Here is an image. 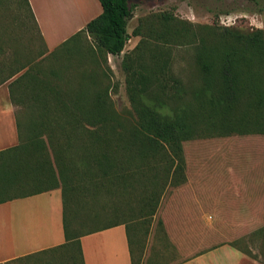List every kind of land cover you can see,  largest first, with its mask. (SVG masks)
I'll return each mask as SVG.
<instances>
[{
    "label": "trees",
    "instance_id": "trees-1",
    "mask_svg": "<svg viewBox=\"0 0 264 264\" xmlns=\"http://www.w3.org/2000/svg\"><path fill=\"white\" fill-rule=\"evenodd\" d=\"M98 1L102 13L63 46L86 34L105 58L121 56L138 0ZM24 2L31 12L28 0ZM142 20L143 38L122 63L134 116L119 113L107 90L87 89L89 81L96 84L95 74L83 77L79 91L60 90L28 66L0 80L1 85L24 71L9 87L11 100L24 105L28 116L17 125L19 144L0 153V194L7 196L0 201L60 189L65 246L76 247L80 257V238L115 225L95 227L100 222L94 209L102 195L120 202L136 196L139 216L154 218L166 190L187 182L186 142L264 135L260 33L214 44L195 33L200 81L185 87L171 70L169 46L188 40V32L170 14L160 15L157 26L143 27ZM29 186L34 190L27 192ZM13 189L23 193L11 196ZM127 228L132 244L136 227ZM255 234L264 246V228ZM239 250L253 256L249 249ZM260 253L264 263V249ZM133 264H140L139 258L133 257Z\"/></svg>",
    "mask_w": 264,
    "mask_h": 264
},
{
    "label": "rangeland",
    "instance_id": "rangeland-1",
    "mask_svg": "<svg viewBox=\"0 0 264 264\" xmlns=\"http://www.w3.org/2000/svg\"><path fill=\"white\" fill-rule=\"evenodd\" d=\"M92 1L93 5L100 6L98 0ZM52 2L51 11H55ZM61 3L62 11L55 13L50 26L56 21L59 25L63 24L58 19L68 21L70 29L65 30L64 35L78 24L81 16L85 19L91 15L77 16L78 0H61ZM88 11L91 12V9ZM162 14L173 15L177 26L188 32V40L169 46L171 70L185 87L198 85L200 81L196 63L197 40H193L195 33L212 39L213 44L224 43L225 40L232 43L234 38L253 37L258 33L264 41V0H259L258 4L247 0H138L133 19L127 27L130 40L121 56L109 55L105 58L99 53L94 40L86 34H79L49 53L24 0H0V80L28 66L35 72L40 71V77L49 79L60 90L79 91L84 87L83 77L89 79L95 74L96 84L89 81L87 89L107 90L119 113L134 116L123 59L143 38L140 20L143 19V27L152 23L157 26L156 19ZM23 72L8 82L17 79ZM22 117L24 121L28 118L27 114ZM184 150L187 163L185 184L188 185L169 187L154 218L143 220L139 216L140 206L136 196H128L120 202L116 197L102 195L100 205L94 209L100 222L95 227L127 222L142 234L136 238L131 232L134 254L140 251V245L149 235L151 242H157L163 249V262L171 260L175 264L178 263L175 259L180 248L186 249L188 244V232L175 228L179 223L183 227L188 223V216L179 214L178 207L193 210L195 206L199 209V205H204L208 208L205 209V222L214 227L211 229V245L231 246L229 244L233 243L236 248L231 247L234 249H249L253 254V257L246 254L250 258L244 264H254L252 260L255 258L263 263V255H260L264 249L263 238L255 233L264 228V135L199 138L186 142ZM28 189L27 192L34 190L30 186ZM19 193L23 192L13 189L10 195ZM4 197L7 196L0 194V199ZM201 197L205 201L196 205L193 201ZM131 208L135 209L132 216L129 214ZM5 264H81V261L78 249L69 246L62 251H50Z\"/></svg>",
    "mask_w": 264,
    "mask_h": 264
},
{
    "label": "crops",
    "instance_id": "crops-1",
    "mask_svg": "<svg viewBox=\"0 0 264 264\" xmlns=\"http://www.w3.org/2000/svg\"><path fill=\"white\" fill-rule=\"evenodd\" d=\"M28 2L49 53L59 49L67 40L82 31L92 19L102 13L100 2V6L97 4L86 6L83 0H79L80 7H77V16L78 14L87 16L91 14L92 16L85 19L81 16L78 24L64 35L62 29L65 31L69 28L68 21L58 19L63 24L59 25L56 21V24L50 26L55 13H61V0L52 2L55 11H51V0H28ZM87 8L91 9V12ZM8 81L0 85V153L19 144L17 125L23 118L22 110L25 108L24 105L11 100L9 87L11 82ZM199 199L193 202L196 205L200 202L203 204L205 199L202 197ZM205 209L208 208L204 205H199V209L195 206L193 210L190 207L188 209L178 207L179 214L185 213V216H188V223L185 224L186 228L181 223L175 228L177 231L186 230L188 232V244L186 249L180 248L179 255L175 259L178 263L175 264H244L250 257L243 251L227 244L211 245V229L214 227L211 223L205 222L207 214ZM190 214L193 215L189 217ZM178 220L180 221L179 218ZM114 224L112 227L80 238L81 264L82 261L84 264H133V257L139 258L140 264H174L171 260L163 262V249L157 242L152 243L149 235L147 239L145 238V243L140 245V251L137 250L138 252L134 254L133 246L129 241L128 224L126 222ZM134 233L136 237L142 236L137 230ZM65 245H67V240L60 189L0 201V264L50 251H62L67 248ZM253 260L254 264H264L256 258Z\"/></svg>",
    "mask_w": 264,
    "mask_h": 264
},
{
    "label": "bare ground",
    "instance_id": "bare-ground-1",
    "mask_svg": "<svg viewBox=\"0 0 264 264\" xmlns=\"http://www.w3.org/2000/svg\"><path fill=\"white\" fill-rule=\"evenodd\" d=\"M53 1H55V0H53ZM79 1V0H78ZM81 1V0H80ZM57 2V1H56ZM83 3L84 4H86V6L87 5H89V6H92L93 5V1L92 0H83ZM58 5V4H57ZM78 6L80 7V3L78 2ZM60 11H62V10H60ZM63 13V12H62ZM86 13V12H85ZM53 24V23H52ZM61 28V27H60ZM61 32V31H60ZM62 32H64L63 31V29H62Z\"/></svg>",
    "mask_w": 264,
    "mask_h": 264
}]
</instances>
